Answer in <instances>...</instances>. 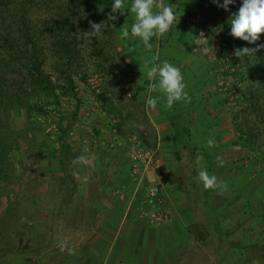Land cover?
Returning a JSON list of instances; mask_svg holds the SVG:
<instances>
[{"label":"rangeland","instance_id":"374dc122","mask_svg":"<svg viewBox=\"0 0 264 264\" xmlns=\"http://www.w3.org/2000/svg\"><path fill=\"white\" fill-rule=\"evenodd\" d=\"M129 1L130 4L128 5L130 6L132 0ZM180 1L155 0V4L158 9L159 6L164 4L170 3L173 6L177 3L181 9H184L186 6L181 2L184 3L185 0ZM176 5L173 7L176 8ZM123 12L127 15L125 26H132L135 22L134 14L127 9ZM200 12L201 9L197 8L196 11L190 13L187 21V25L192 26L189 29L194 40L197 38L194 36L195 27L193 28V25L196 26L201 18H208ZM129 19H131V23L128 22ZM178 25V21H175L170 30L163 36L152 38L151 43L155 51V60L154 62L152 59L149 61L153 65L164 61L172 62L167 60L169 59L167 54L170 50L164 44L168 45L166 40L172 39V33L179 32ZM86 27L78 36L76 49L79 50V57L68 68V72L71 73L74 79V92L77 98L80 99L79 105L76 106V97L71 93V90L60 95L57 91L59 105L56 111L54 110L55 105L46 102L44 108L47 113L33 112L30 116L33 126L27 132L34 139L27 138V141L24 142V137H22L18 139V143L10 140L8 147L0 148V154L7 155L8 159L14 163L16 176L19 178L16 184H5L1 193L10 195L9 197L12 198L11 203L14 204L12 206H15L11 211L12 216L17 215L23 217V219L32 217L33 220L29 229L25 228L23 231H19L20 236L14 244L23 253L6 257L7 264H264L263 148L258 151H250L246 147L231 146L225 148L220 154V157L225 161L224 167L226 170L230 167H235L237 170V167L241 165V167L239 166L241 170L245 168V172L248 174L243 175V177L236 176L233 182L227 185L226 189L218 190L211 199L212 206L221 213V217L225 218V223L231 220L229 226L231 234L224 242H215L214 250L216 249V251L212 250L207 244L196 242L192 238H189V240L186 238V242L182 239L178 243L177 248L183 251L178 258H175V261L172 260L173 255L168 260L163 257L160 259V251H156L158 254L156 252L152 254L147 250L148 248L143 247L142 235L136 237V246L132 245L130 247L129 243L136 242V239H132L134 237L127 235L126 231L129 226L127 222L116 238L110 236H113L115 231H112V225L109 224L107 227L109 237L98 239L96 233H94L92 222L88 219L83 221V217L81 221L77 220V217L80 216L78 215L80 207L78 209V206H75L79 200L77 188L80 185H85L86 191H84V188L82 189L84 197L87 191L92 195L96 194L93 187H87L85 183L89 178L91 179L92 174H95V169H93L95 164L101 167L100 162L103 161L102 165H105L104 160H96L97 151L94 149H104L102 148L105 145L103 142L105 136L109 134L111 119L114 117L118 123L122 124H120L122 126L120 136H123L124 141L133 134H138V137H140V131L142 130L147 132V137L150 136L149 129L145 127L149 118L145 109L146 97L142 95V91H145V89L143 83H141V80L144 81L145 75L141 74L142 77L135 69L131 68L128 75L120 76L119 71L126 68L129 58H121V54H118V40L110 41V46H105L106 49L102 53L103 47L100 42L103 39L99 35L90 38L88 32L92 29ZM190 32L189 34L187 32L185 39L190 36ZM197 33L198 36L203 33V36L199 37V46L194 44L190 53L178 58V64H172L182 67L183 76L187 73L191 84H194L195 89L191 88V84V86L185 88L187 93H191V99L193 98L195 103L201 101L206 103L209 111L204 119L206 126L203 125L207 133H212L213 136L218 134L220 139H224V142L232 141L238 135L232 118L233 113L239 109L237 96L241 93L242 86L232 87V77L226 76L224 72L228 66L226 59L220 61L217 69L209 68L213 65L216 56H222L219 49L223 32L213 25V18L206 28L197 31ZM129 36L131 38V32ZM137 40L140 41L139 38ZM42 50L46 58L43 69L48 78L55 85L66 87L64 78H61L59 72L52 66L57 61V56L50 50L47 41H43ZM139 57L145 59L143 54ZM184 70H187V72ZM96 74L101 75L102 80L100 82L94 79ZM84 76L88 77L87 82L82 80ZM91 78L94 82L89 81ZM93 85H98L99 89L96 90ZM197 85H200V92L197 91ZM230 86L232 90H228ZM13 89V87L10 88V90ZM109 95L111 96L109 99L114 102L111 109L109 108L110 101L106 98ZM134 95L137 96V99H133ZM224 97H228V101L222 105L217 104ZM34 101L42 103L39 99H34ZM103 104L106 105V108ZM185 110H183L185 115L181 114L179 121L183 127L194 129L193 133L196 135L193 136L195 138L190 142L191 147L196 146L199 140L206 143L201 127L196 126L195 123L198 115L193 112L192 116L190 115L192 119H190ZM12 114V124L18 129L21 127V121L18 122L17 117L22 118L23 114L18 115L17 110H14ZM13 118L16 119V123ZM189 119L192 122H189ZM243 126L241 127L243 128ZM20 133L23 134V132ZM151 136L153 137L152 132ZM153 139L154 137L150 142H153ZM95 143H97V146H95ZM99 144L100 146H98ZM81 156L86 157V163L78 159ZM185 161L184 159V163ZM90 168L92 174H90ZM130 169L132 173L131 163ZM164 169L162 162L159 170L161 172L159 180L164 179ZM235 169L234 172H236ZM71 178L75 181L73 192L70 191L69 180ZM131 178L132 182L129 181L126 184L127 189L123 185L114 189H118L120 194L125 193V190H129L127 192L131 194V197H134L133 202H137L142 198L141 194L139 196L134 195V187L145 188L151 183L158 182L156 176H153L154 179L147 184L149 177H145L144 181L138 185L137 182L135 183L133 173ZM134 183L136 186H134ZM184 185L186 184L181 180L180 187ZM169 195L171 204H176L175 206L178 207L177 197L173 194L172 196L170 192ZM5 202L4 199L0 211L6 205ZM70 202H73L71 206ZM138 205L140 209L142 205ZM167 205L171 206L168 200ZM168 206L167 209L170 211ZM184 215V211L183 213L179 212V217L183 216L186 223V216ZM237 219L240 221L239 224L236 222ZM167 224L159 226L162 228ZM151 232L153 233L152 230ZM151 232H148L150 237H152ZM8 235V231L5 230L4 243ZM106 240H114L113 249L104 246L103 243ZM100 241L103 243L99 244ZM229 241L240 242L244 245L237 248L232 247V243H228ZM68 249L73 250L71 254ZM179 250L174 252L177 253Z\"/></svg>","mask_w":264,"mask_h":264},{"label":"trees","instance_id":"16d2710c","mask_svg":"<svg viewBox=\"0 0 264 264\" xmlns=\"http://www.w3.org/2000/svg\"><path fill=\"white\" fill-rule=\"evenodd\" d=\"M222 2L223 0H221ZM126 3L128 5L130 1L126 0ZM181 3L185 4L184 9H181L177 3L173 5L177 4L174 9L177 14L176 21L179 23V32L172 33V39L166 40L168 45L164 44L170 50L167 54L169 57L167 60L178 64V58L191 52V48L194 47V38L189 29L192 26L187 25V21L190 13L200 8V14L206 15L208 18H201L196 26L193 25V28L195 27L194 36H198L197 31L206 28L212 18L216 29L223 32L219 49L222 56H216L213 65L209 68L217 69L220 61L226 59L228 66L224 72L226 76L232 77V87L242 86V91L237 96L239 109L233 113L232 118L238 135L236 139L228 142L220 139L218 134L214 135L212 137L216 141L214 147L206 145V141L209 139L206 136L204 139L206 143L199 140L198 144L192 147H190L189 142L184 140L185 135L189 136L193 132V128L183 127L179 121V116L184 110L178 107L179 102L185 103L186 99L175 102L171 107H167L166 104L165 107L163 106L165 115L174 114L176 116L172 131L174 145L188 152L187 164L183 166L184 174L181 177L186 185L180 189L187 204L184 215L188 217V219L185 217L187 238L207 244L214 250L216 241L222 243L230 236L231 220L225 223V218L221 217V213L212 206L211 199L218 189L205 190L198 180V172L203 165L210 175H216L219 181L228 185L233 182L236 176L243 177L248 173L245 172V168L241 170V165L237 167V170L235 167L226 170L225 165L218 167L216 158L217 156L220 157L225 148L241 146L250 151H258L263 148L264 154V47H258L264 45V33H261L260 39L253 44L230 35V20L241 6V0H235L234 4L229 5V11L218 8L212 3V0H185L184 3ZM111 8L112 0H0V148L8 147L10 140L18 143V139L22 137H24V142L27 141V138L34 139L27 132L33 126L30 119L31 114L33 112L47 113L44 108L46 102L55 105L54 110L56 111L60 94H66L71 90V93L76 97V106L79 105L80 99L74 92V79L68 72V68L79 57V50L76 49L79 34L85 26L90 28L92 23H100L101 21L107 23L106 28L102 30L103 34L99 35L103 39L100 42L103 47L102 53L106 49L105 46H110V41L118 40V54H121V58H129L126 68L119 71L120 76L128 75V71L133 68L139 75H145L144 85L150 84L151 81L147 78V69L143 61L152 59L154 62L155 51L153 47L151 51H147L142 43L137 40L138 38L135 39L133 36L122 38L123 30L125 28L131 30V25L125 26L127 15L119 10L116 13L118 19L108 21L107 17ZM130 21L131 19L128 22L131 23ZM187 32L191 34L185 39ZM169 34L171 33L169 32ZM43 41H47L50 50L57 56V61L52 66L59 72V76L64 78L66 87L55 85L43 69L46 59L42 50ZM244 47L253 49V52L241 58L237 57L235 50ZM141 54L145 56L144 60L139 57ZM184 71L187 72V70ZM183 77L186 86L192 85L191 88H194V84H191L187 73ZM87 79V76L82 78L84 82H87ZM11 87L14 89L10 90ZM199 87L200 85H197L196 88L200 92ZM232 87L230 86L228 90H232ZM152 94L153 96L158 95L155 92ZM190 94L188 93L187 98L190 97ZM106 98L110 101L109 108L111 109L114 102L109 99L111 98L110 95ZM34 99H39L42 103L34 101ZM133 99H137V96L134 95ZM227 101L228 97H224L217 104L222 105ZM188 102L193 106V108H189L190 105H187L188 118L191 119L190 112H196L198 115V118L196 116L197 121H195L196 126L201 127L203 134L207 133L204 127V125L206 126L204 119L209 111L206 103L203 101L195 103L193 98ZM103 106L106 108V105L103 104ZM14 110L18 111V115L23 114L24 121L21 117H17L18 122L21 121V127L18 129L12 124V112ZM190 119L188 121L192 122ZM13 121L16 123L15 118ZM120 124H116L119 130ZM143 142L150 146L147 140L144 139ZM198 157L200 158L199 163L197 162ZM179 170L181 172L182 168L179 167ZM18 179L14 163L8 159L7 155L0 154V206L4 203V199L6 200V205L0 211V264H7L6 257L10 255L23 253L14 244L20 236L19 231H23L25 228L29 229L33 221L32 217L23 219L17 215L12 216L11 211L15 207L12 206L14 205L11 203L12 198L9 197L10 195L1 193L5 184H16ZM69 183L70 191L75 190V182L72 178ZM236 222L240 223L238 219ZM5 230L8 231L9 235L4 243ZM228 243H232L231 246L236 248L244 245L235 241Z\"/></svg>","mask_w":264,"mask_h":264},{"label":"crops","instance_id":"0c3cea01","mask_svg":"<svg viewBox=\"0 0 264 264\" xmlns=\"http://www.w3.org/2000/svg\"><path fill=\"white\" fill-rule=\"evenodd\" d=\"M141 83H143V87L145 89V91H142V95H144L147 100L149 96H153L152 90L150 88L152 81L149 85H144V81L142 80ZM188 100H191V98H187L185 103H179L178 107H181L185 110L188 109V106L190 105L189 108H193ZM164 105L165 103L163 99L158 101V104L155 108H150L145 105V109L147 111L146 114L149 118L145 127L149 129L150 136L145 137L144 139L147 140V143L150 145L149 148L152 147L153 149L158 150L159 157L165 168V174H163L164 179L161 178V180H159V174L161 173L160 171L157 174H148L147 178L149 177V181L147 184H149L150 181L154 179L153 176H156L158 182L161 183L163 194L165 195L166 200H168V203H170L172 206L171 207L167 205L170 209V213L173 214L172 222L161 228V226L157 224L150 225L146 223V221L140 217V214L138 213V204H140V206L142 205L147 190L146 187H148L150 184L145 188L134 187V195H142V198L137 202H133L134 197H131V194L127 192L129 190L124 191L126 194H120L118 189H114L116 187L118 188V186L120 187V185H123L125 189H127L126 184H128L129 181L132 182V173L130 171L131 169L128 157V146L126 143L120 147L105 144L102 147L104 149H94L97 151L95 155L96 160H104L105 165H102L103 161L100 162L101 167L98 166V164H95V167H93V169H95V174H92V169L90 168V174H92V176L91 179L89 178L85 184H87V187H93L96 194L92 195L87 191L84 197V192L82 189L84 188V191H86L87 188H85V185L78 186L77 189L79 192V200L75 206H78V209L80 207L78 214L80 216L77 217V220L81 221V218L83 217V221H87L88 219L90 222H92L94 224V233H96V237H98V239L104 238L106 236L107 238L109 237V230L107 231L109 224L112 225V231H115V234L110 236L112 238H116L117 235L121 233L123 225L127 222V224H129L126 231L127 235L134 237L132 239H136V242H133L132 244L129 243L131 245L130 247H132V245L135 247L137 243L136 237L142 235V245L146 249L148 248L147 250H149L150 253L154 254L156 251H160V259L163 257L167 260L172 258L171 255H173L172 260L175 261V258H178L179 254L183 251L177 248L178 243H180L182 239L183 241L185 240L184 242H186V238L188 237L186 234L187 224L184 222L183 216L181 218L179 217V212H185V208L187 206L183 194L180 191V181L182 175L184 174L183 166H186L187 164L188 152L181 150V148L174 145L172 131L174 130V119H176V116L174 114H170L171 116L165 115V113H163V109L165 107ZM182 114L185 115V112H182ZM190 115L192 116V112H190ZM151 132L153 133L154 137L153 142H150L153 138L151 136ZM205 134L206 133H204L203 137H213L212 133H207V135ZM195 135L196 134L191 132L189 136L185 135L184 140L190 143L193 138H195L193 137ZM120 137L122 140L124 139L122 135ZM95 146H97V143H95ZM98 146H100V144ZM184 159L186 160L185 163ZM179 167L182 168L181 172L180 170L178 171ZM135 183L134 186H136ZM169 192L171 195L173 194L177 197L178 207L175 206L176 204H171ZM72 204L73 202H70V206ZM148 232L152 233V237L148 235ZM101 243L103 242L100 241L99 244ZM103 244L105 247L108 246L110 249H113L114 240H106ZM176 250L179 251L176 253L174 252ZM159 261L161 262V260Z\"/></svg>","mask_w":264,"mask_h":264},{"label":"clouds","instance_id":"9594fccd","mask_svg":"<svg viewBox=\"0 0 264 264\" xmlns=\"http://www.w3.org/2000/svg\"><path fill=\"white\" fill-rule=\"evenodd\" d=\"M218 8L229 11V5L235 3V0H212ZM129 10L134 14L135 22L131 26V35L138 37L145 49L151 50L153 44L152 38L156 36H163L172 27L173 23L177 20V14L174 7L169 4L159 6L155 4V0H132L130 6L126 4V0H112L111 12L108 14V21H116L119 10ZM231 31L230 35L240 38L250 44L255 43L260 39V34L264 33V0H241V6L238 11L234 13L230 20ZM107 26L106 21L100 23H92L91 31L88 32L90 38L97 37L103 34V29ZM130 32L127 28L123 30L122 38L129 37ZM203 36L201 33L196 36L194 44L199 46V37ZM258 47H264L259 45ZM253 49L244 47L236 49L235 55L237 57L245 56L252 53ZM144 66L147 69V78L152 81L150 88L152 92L158 93L156 96H149L146 100V105L150 108H155L158 101L164 100L167 107H171L175 102L187 99L188 93L185 91L186 84L180 67L164 61L159 64L153 65L151 61L145 60ZM209 147H214L216 141L213 138L207 140ZM82 162H87L86 157L81 156L78 158ZM218 167H223L225 161L217 156ZM200 158H197L199 163ZM198 180L202 183L205 190L208 189H226L227 185L218 180L214 174H209L207 168L201 165L198 172ZM69 253L73 251L68 249Z\"/></svg>","mask_w":264,"mask_h":264},{"label":"built area","instance_id":"2783aa9c","mask_svg":"<svg viewBox=\"0 0 264 264\" xmlns=\"http://www.w3.org/2000/svg\"><path fill=\"white\" fill-rule=\"evenodd\" d=\"M92 79L93 78L89 79V81L94 82ZM94 79L100 82L102 77L96 74L94 75ZM97 86L98 85H93V88L98 90L99 88ZM116 124L117 119L113 117L109 125V134L105 136L103 143L116 147H120L124 143L127 144L132 173L135 181L139 185L149 173H155L161 169L162 162L158 150L149 148L144 144L143 140L147 137V132L144 130L140 131V137H138V134H133L128 137L127 140H122L120 137V130ZM138 212L140 216L150 224L161 225L171 222L172 213L167 209V200L163 194L161 183H151L147 187L142 207Z\"/></svg>","mask_w":264,"mask_h":264}]
</instances>
